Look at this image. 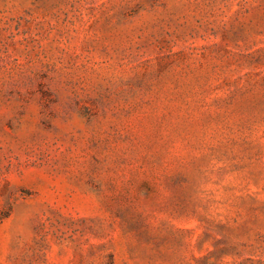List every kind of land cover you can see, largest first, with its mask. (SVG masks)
Returning <instances> with one entry per match:
<instances>
[{
    "label": "rangeland",
    "instance_id": "obj_1",
    "mask_svg": "<svg viewBox=\"0 0 264 264\" xmlns=\"http://www.w3.org/2000/svg\"><path fill=\"white\" fill-rule=\"evenodd\" d=\"M0 264H264V0H0Z\"/></svg>",
    "mask_w": 264,
    "mask_h": 264
}]
</instances>
